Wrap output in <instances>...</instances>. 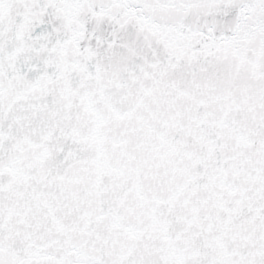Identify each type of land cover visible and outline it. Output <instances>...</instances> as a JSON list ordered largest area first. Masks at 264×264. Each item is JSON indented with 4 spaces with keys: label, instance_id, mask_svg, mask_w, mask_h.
I'll list each match as a JSON object with an SVG mask.
<instances>
[{
    "label": "water",
    "instance_id": "obj_1",
    "mask_svg": "<svg viewBox=\"0 0 264 264\" xmlns=\"http://www.w3.org/2000/svg\"><path fill=\"white\" fill-rule=\"evenodd\" d=\"M0 264H264V0H0Z\"/></svg>",
    "mask_w": 264,
    "mask_h": 264
}]
</instances>
